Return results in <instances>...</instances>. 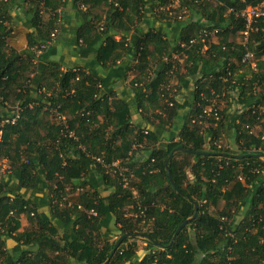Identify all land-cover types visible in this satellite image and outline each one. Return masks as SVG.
<instances>
[{
  "label": "trees",
  "instance_id": "16d2710c",
  "mask_svg": "<svg viewBox=\"0 0 264 264\" xmlns=\"http://www.w3.org/2000/svg\"><path fill=\"white\" fill-rule=\"evenodd\" d=\"M67 1L0 0V104L8 109L0 121L15 114L16 103L21 109L14 123L4 125L0 142V157L10 161V173L18 179L14 188L0 179V264H70L71 260L104 264L123 233L128 236L107 264L132 259L137 239L146 242L137 264H260L264 261V159L231 155L264 154V133L254 131V125L264 121V17L246 43L229 42L228 36L238 38L245 27L240 11L264 0H216L213 5L206 0H178L176 7H167L170 0H72L81 19L74 31L79 52L86 55L99 44L94 62L121 67L122 72L113 73L116 76L125 75L124 59L136 60L139 72L129 81L134 100L144 113L149 102L157 107L160 113L151 115L158 118L159 127L165 129L177 116L175 96L198 59L205 66L212 60L217 65L212 73L203 69L196 80L194 101L177 138L171 135L159 146L155 133L131 125L128 103L102 88L107 81L88 67H66L50 59L55 51L52 40L61 29L60 11ZM92 3L106 6L104 16L91 13ZM15 7L19 11L12 15ZM150 12L180 25L175 42L160 31L138 28ZM19 13L24 17L25 45L18 48L10 42V22ZM197 13L206 24L188 21L189 14ZM117 28L120 37L115 39ZM214 29L219 41L204 53L201 48L212 35L201 39L199 33ZM129 33L133 34L127 39ZM247 49L254 54L255 67L241 63ZM175 53L178 58L172 60ZM228 89L241 103L232 122L235 151L220 142L226 115L219 104ZM209 99L215 101L219 118L200 120ZM13 133L17 138L11 141ZM179 145L208 153H189L177 149ZM142 148L149 149L148 156L135 160ZM113 161L119 167L104 166ZM96 180L111 189L107 196L100 194ZM39 183L45 185L53 215L68 226L63 238L19 191L35 189ZM194 201L197 215L192 217ZM141 205L146 207L144 219L134 216ZM245 206L243 219L232 226L235 212ZM91 208L96 214L88 213ZM21 216L28 218L30 228H21ZM111 218L119 232L113 240L100 233ZM6 238L16 242L14 260L5 248ZM22 244L32 247L20 249Z\"/></svg>",
  "mask_w": 264,
  "mask_h": 264
},
{
  "label": "crops",
  "instance_id": "0c3cea01",
  "mask_svg": "<svg viewBox=\"0 0 264 264\" xmlns=\"http://www.w3.org/2000/svg\"><path fill=\"white\" fill-rule=\"evenodd\" d=\"M16 5V4H15ZM174 7L178 6L177 2H174ZM90 11L93 15H101L104 16V12L106 10V6L103 3H92L90 5ZM19 11V8H12L10 10V13L15 11ZM18 17H21V13L17 14ZM61 15V29L56 37L52 40L51 46L54 47L55 51L50 56L51 60L58 61L62 64V66H85L90 68L92 71H94L99 77L107 81V86L102 87L104 90H112L115 92L117 98L124 99L128 105H129V121L131 125H134L136 127H140L142 129H145L147 131H151L155 133L158 137L156 146L159 145H165L167 142L170 141L171 135H174L175 139L177 138V131L181 125L182 122H184V118L186 117L188 111L190 110V107L192 106V103L194 101V89L196 80L202 76L203 69H208L206 71L207 73H212V70H218L216 66L212 64V61L208 62V64L205 66L202 59H198V62L196 63L195 70L192 71L189 75L186 76V78L183 80V82L180 84L179 92L175 96L176 103L178 105L177 107V116L174 117L172 124H166L165 129L163 127H159L155 125L158 123V118L151 115L152 113H156L157 111L160 113V111L157 109V107H154V104L150 103L148 104V112H142L139 108H137L136 102L134 100V91L132 86L130 85L129 81L130 79L138 73V69L135 66L137 63L136 60L133 59H124V65L127 67L125 75L124 76H116V74H113L114 72H122L121 67L115 69L114 67H104L100 64H97L94 62L95 57V51L96 48L99 46V44H94V48L90 52H88L86 55H83L79 52V47L74 43V37H75V29L78 27V25L81 24V19L76 13V8L73 5L72 0H68L67 4L64 6V8L60 11ZM188 21L194 20V21H200L206 24L205 17L201 16L200 14H189L188 15ZM15 19H21L15 17ZM24 22V17L22 16V25ZM12 26V25H11ZM181 26H185V24H182ZM134 26H131V29ZM138 28L142 31H145L147 29H154L157 31H160L163 33V35L168 38L170 41L175 42L178 38L179 31L181 30L180 25H176V23L171 22L169 20L159 19L157 17V14H152V12L147 13L141 23L138 25ZM119 31V29L117 28ZM131 32L134 33V30H131ZM133 33H129L127 35V39L131 38ZM120 37V31L115 32L114 38L118 39ZM235 37L232 35L228 36V41L232 42L235 41ZM219 38L218 35H212L209 38V41L204 43L201 51L204 53H207L206 49H208L209 45L211 43H218ZM25 45V43H24ZM185 55V54H182ZM264 57V55H263ZM182 71H185L182 68ZM210 71V72H209ZM239 71H236V73H239ZM119 74V73H118ZM237 95L234 92V90L228 89L226 92V98L224 100H221L220 107L224 106V113L226 115L225 125L224 129L221 132L222 140L227 143L230 148L235 151L236 144L234 141V132L232 128V122L236 117H238L239 112H241V103L236 98ZM154 107L155 109L151 108ZM8 111L7 107H5L3 104H0V116L6 114ZM255 132L264 133V121H261V123H257L254 125ZM167 129V130H166ZM12 137L13 141L15 138H17V134L13 133L10 135V138ZM13 144V143H12ZM22 147H25L24 144L21 145ZM149 149L142 148L136 152L134 158L135 160L144 159L148 156L149 152L147 151ZM134 160V159H133ZM264 171V170H263ZM264 174V172H263ZM264 177V175H263ZM0 179L7 181L9 184H11V187L15 186L18 182L17 177L14 173H6L2 174L0 176ZM45 185L37 184V188H22L21 191L25 198L30 199L33 204L36 206L37 215L43 217L44 219H49L52 221L56 226V236L58 238H63V235L68 234V226L61 220L57 219L48 204V198L46 194V189L44 187ZM251 187V185H250ZM14 188V187H13ZM111 189L109 188H103L100 190V194L102 196H107L110 193ZM222 205V202L219 204V206ZM214 209V207H211ZM244 209L237 210L233 216L232 226H238L240 221L244 217ZM21 221V228H30L31 224L26 216L20 217ZM255 231V230H253ZM100 233L102 237L108 238L110 240L116 239L119 235L118 230L116 229V226L114 224V220L111 218L109 225L107 227L102 226L100 227ZM134 242V241H131ZM63 243V242H62ZM135 254L132 257V259H129L124 262V264H137V262L144 256L145 254V245L146 242L137 239L135 240ZM20 249L24 248H31L32 245H19ZM5 248L8 251V254L12 257V260H14L18 256V252L15 251L16 248V242L12 240L11 238H6L5 240ZM34 249L36 246L33 247ZM70 264H76L74 260H71ZM260 264H264V261L260 262Z\"/></svg>",
  "mask_w": 264,
  "mask_h": 264
},
{
  "label": "built area",
  "instance_id": "2783aa9c",
  "mask_svg": "<svg viewBox=\"0 0 264 264\" xmlns=\"http://www.w3.org/2000/svg\"><path fill=\"white\" fill-rule=\"evenodd\" d=\"M174 2L178 3V0H170V3L167 5V7H174L173 4ZM80 6L84 8V3H81ZM185 11V10H183ZM240 16L244 19L245 22V27L240 31V34L242 36V42L246 43L249 39L251 31L257 30L258 26L256 25L258 20L262 17H264V2H260L256 5H246L241 11H240ZM216 29L206 31V30H201L199 33V36L201 39H204L207 35H214L216 33ZM194 39H190L189 42H193ZM178 58V55L175 53L172 55V60H176ZM241 63H248L251 66L255 67V59H254V54L251 50H245L241 57ZM14 110L13 112L15 113L13 116L9 118H4L0 121V142L3 139V127L6 123H14L17 120V117L19 115V111L21 110L18 103H16L13 106ZM264 109V107H261ZM261 112H264V110H261ZM63 118V117H62ZM208 118H214L218 119L219 118V109L215 105V101H210L207 104L203 106L202 112L199 114V119H208ZM146 132V131H145ZM72 133L70 132V135ZM97 161H101L99 157L93 156ZM105 167H119V162L118 161H113L112 163L104 164ZM121 169V168H120ZM12 170V166L10 161L7 158H1L0 157V176L2 174L10 173ZM256 171H259L258 169H255ZM261 170V169H260ZM241 178V177H240ZM124 179V184H126V176L123 177ZM80 190V189H79ZM70 203V202H68ZM77 208H82L80 205H77ZM88 213L90 214H96V211L94 209H89ZM32 214V212H31ZM134 216H139L141 218H145L146 216V207L145 206H138V212L134 213Z\"/></svg>",
  "mask_w": 264,
  "mask_h": 264
},
{
  "label": "rangeland",
  "instance_id": "374dc122",
  "mask_svg": "<svg viewBox=\"0 0 264 264\" xmlns=\"http://www.w3.org/2000/svg\"><path fill=\"white\" fill-rule=\"evenodd\" d=\"M206 1H208V2H210L212 5L214 4V3H217V1L216 0H206ZM85 7V6H84ZM16 8V7H15ZM13 11H15V10H13ZM184 13L186 12V10L185 11H183ZM184 13H183V17H184ZM44 14L46 15V13L44 12ZM12 15H14V12H12ZM19 18H21V19H15V18H13V20H11V22H10V25H12V29H13V31H12V34H11V39H10V42L12 43V44H14V45H16V47H23L24 46V40H25V38H24V29H25V27L22 25V23H21V21H22V15H21V17H19ZM240 36V37H239ZM239 36H238V38H236L237 39V41L238 40H242V36L239 34ZM262 114H264V112H262ZM262 120H264V118L262 119ZM254 131H255V129H254ZM223 145H226V146H229L227 143H225L223 140L222 141H220ZM230 147V146H229ZM89 175H91V173H89ZM96 183H97V186L99 187V189H103V188H105L104 186H103V183H101V182H98V180H96ZM77 192V191H76ZM72 195H75V192H72Z\"/></svg>",
  "mask_w": 264,
  "mask_h": 264
},
{
  "label": "water",
  "instance_id": "95a60500",
  "mask_svg": "<svg viewBox=\"0 0 264 264\" xmlns=\"http://www.w3.org/2000/svg\"><path fill=\"white\" fill-rule=\"evenodd\" d=\"M177 149H183V150H185V151H187V152H189V153H199V154H207V153H208L207 151H194V150H190V149H185V148H183L182 145L177 146ZM172 153H173V151L169 153V157H171ZM231 156H234V157H236V158H241V157H245V156H255V157H261V158L264 159V154H256V153H252V154H251V153H245V154H232ZM167 172H168L169 178L171 179V176H170V173H169V169H168V167H167ZM175 187H176V186H175ZM177 189H178V188H177ZM194 205H195V211H194L192 217H194V216L197 215V203H196L195 201H194ZM189 220H190V218H187V219H185L182 223H180V224L178 225V227H177L176 230H175V235L181 230V228H182L184 225H186V224L188 223ZM175 235H174V236H175ZM127 236H128L127 233H123V234H121V235L116 239V241H115V243H114V246H113L112 250H111L110 253H109L108 258L104 261V264H107L108 260H109V259L111 258V256L114 254L116 248L119 246V244L121 243V241H122L125 237H127Z\"/></svg>",
  "mask_w": 264,
  "mask_h": 264
}]
</instances>
